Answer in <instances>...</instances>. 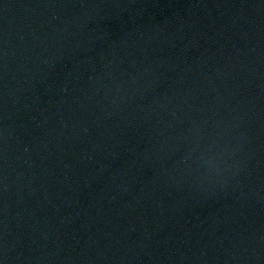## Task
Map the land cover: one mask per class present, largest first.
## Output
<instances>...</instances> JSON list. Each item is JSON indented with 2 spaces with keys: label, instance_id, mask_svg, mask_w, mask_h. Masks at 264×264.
I'll use <instances>...</instances> for the list:
<instances>
[{
  "label": "water",
  "instance_id": "water-1",
  "mask_svg": "<svg viewBox=\"0 0 264 264\" xmlns=\"http://www.w3.org/2000/svg\"><path fill=\"white\" fill-rule=\"evenodd\" d=\"M147 0H0V264H127Z\"/></svg>",
  "mask_w": 264,
  "mask_h": 264
}]
</instances>
